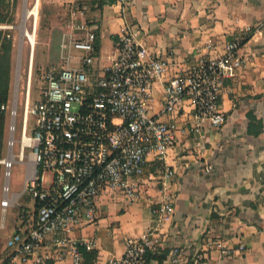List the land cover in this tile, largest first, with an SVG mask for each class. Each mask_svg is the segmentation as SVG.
Masks as SVG:
<instances>
[{
  "label": "crops",
  "instance_id": "0c3cea01",
  "mask_svg": "<svg viewBox=\"0 0 264 264\" xmlns=\"http://www.w3.org/2000/svg\"><path fill=\"white\" fill-rule=\"evenodd\" d=\"M90 16L88 23L98 27L96 66L109 63L127 27L168 62L167 75L203 56L220 54L226 42L250 33L237 50L244 65L224 78L220 89L224 124L215 128L205 120L202 132H195L194 107L185 99L175 118L174 145L163 158L147 155V170L159 174L165 166L172 168L166 186L144 175L137 178L147 184L135 202H127L117 190L104 192L96 199L94 220H81L67 231L68 243L93 242V254H83L82 264H107L123 253L125 237L143 234L149 238L144 264H169L175 248L181 264L196 251L206 252L209 264H264V0H104ZM163 84H154L150 113L171 120L173 115L162 110ZM205 164H211L209 171ZM164 197L170 199L171 210L159 217L153 208ZM28 222L21 224L14 214L0 217V235L6 237L0 264H28L7 244ZM216 241L227 248V255ZM49 264L72 262L66 255Z\"/></svg>",
  "mask_w": 264,
  "mask_h": 264
},
{
  "label": "built area",
  "instance_id": "2783aa9c",
  "mask_svg": "<svg viewBox=\"0 0 264 264\" xmlns=\"http://www.w3.org/2000/svg\"><path fill=\"white\" fill-rule=\"evenodd\" d=\"M73 9L70 15L76 18L78 10ZM28 16L33 20L34 30L35 15L28 13ZM5 26L12 24L0 22V27ZM25 32L29 34L26 28ZM249 33L226 42L220 54L203 56L187 69L167 75L168 62L138 42L134 30L127 27L119 34L116 52L109 63L96 66L94 26L80 19L62 32L59 42L62 64L45 71L44 83L35 99L30 94V56L23 85L17 156L12 148L16 141L18 79L11 104L0 105L4 110L9 107L10 115L7 147L0 158L4 175L0 206L5 210L13 204L14 193H25L37 209L35 224L28 231L16 230L7 242L19 261L49 264L51 259L69 255L72 264H82L79 246L90 250L93 242L81 239L68 243L66 234L73 224L94 220L99 195L117 190L127 202H135L141 197V186L147 184L146 180L137 181L144 175L166 186L172 168L165 166L159 174L147 170V155L153 153L163 158L174 145L178 127L175 118L185 99L194 107L191 129L195 132H202L205 120L215 128L224 124L226 116L218 103L220 89L224 78L233 76L244 65L245 58L237 50ZM28 40L30 54L34 36ZM206 46L211 47V43ZM71 59L79 60L78 64H71ZM157 80L164 82L162 110L173 115L171 120H161L150 113ZM29 115L35 118L33 123H29ZM9 155L11 158L7 160ZM15 161L24 165L23 187L19 192L9 193L8 176ZM204 169L209 171L211 164H205ZM170 210V199L166 197L153 208L159 217ZM18 219L21 222L22 216ZM124 244L123 253L110 258L107 264H144L148 235L125 237ZM215 245L228 254L220 241ZM240 248H244L243 243ZM175 252L169 264H181L176 248ZM187 264H209L208 255L196 251Z\"/></svg>",
  "mask_w": 264,
  "mask_h": 264
},
{
  "label": "rangeland",
  "instance_id": "374dc122",
  "mask_svg": "<svg viewBox=\"0 0 264 264\" xmlns=\"http://www.w3.org/2000/svg\"><path fill=\"white\" fill-rule=\"evenodd\" d=\"M12 3V19L9 22L12 26L0 27L2 36L11 41L10 49V82L7 104L10 105L13 98L15 81L18 79V96L16 103V114L14 118L15 130L13 145V153L17 156L18 152V139L20 136V125L23 108V85L25 84L28 72V59L30 44L23 35V27L30 29L31 17L24 16L23 14V0H9ZM100 0H39V15L37 18L36 33L34 35V48L33 58L31 60V99L38 97L39 89L44 83V73L51 67H59L62 62L60 60V39L63 31L69 30L72 24L81 19L80 16L86 17L85 20L91 18L90 13L100 7ZM27 6L31 7L33 0H26ZM74 7V9L72 8ZM79 7V9H78ZM78 10L76 18H71V11ZM34 117L29 115V123L34 122ZM10 122L9 107L5 110V125L3 137V150L5 153L8 138V125ZM30 133V131H28ZM29 149L26 148V152ZM4 180L2 173V164L0 163V197L2 195L1 186ZM24 181V165L22 162H13L10 166L8 176V189L9 193L19 192L23 187ZM12 205H9L3 210L0 206V217L6 213L17 214L21 211H26L30 216L33 214V207L29 206L31 198L27 194L18 195L13 194ZM29 204V205H28ZM6 237L0 235V248L4 245ZM4 240V241H3ZM6 243V242H5Z\"/></svg>",
  "mask_w": 264,
  "mask_h": 264
},
{
  "label": "trees",
  "instance_id": "16d2710c",
  "mask_svg": "<svg viewBox=\"0 0 264 264\" xmlns=\"http://www.w3.org/2000/svg\"><path fill=\"white\" fill-rule=\"evenodd\" d=\"M104 0L99 1V5H102ZM12 3L9 0H0V22H9L12 19ZM97 26H94V32L96 34L95 37V47L96 50L99 46L98 36H97ZM10 49H11V41L6 38L4 35L2 36L0 30V105L7 102L8 99V91H9V82H10ZM4 125H5V110L0 107V158L3 157V137H4ZM36 204V203H35ZM22 216L21 224L24 221L29 220V226L24 230L28 231L32 224H35V219L37 216L36 205L33 206V214L30 216L23 210V212H19L17 217L20 218ZM82 250L83 254L92 255L93 252L83 247L79 246ZM147 255V249L145 252V256Z\"/></svg>",
  "mask_w": 264,
  "mask_h": 264
},
{
  "label": "bare ground",
  "instance_id": "6f19581e",
  "mask_svg": "<svg viewBox=\"0 0 264 264\" xmlns=\"http://www.w3.org/2000/svg\"><path fill=\"white\" fill-rule=\"evenodd\" d=\"M34 1L35 0H33V3H34ZM22 5H23V14H24V16L30 17V16H28V13L30 15L31 14L35 15L34 30H33V23H32L33 20L31 21L30 29L26 28V30L28 31L29 34H27L25 32V27L22 28L23 29V35L25 36L26 40L29 41L28 39L30 38L32 40L33 36L36 33V25H37L36 23H37V18H38V15H39V0H37V3H34V5L31 6V7L27 6V2L26 1H23ZM30 56H32V58H33V51H32V53L30 52L29 58H30ZM31 74H32V68H31V71H30V79H31ZM10 158H11V156L9 155L7 160H10Z\"/></svg>",
  "mask_w": 264,
  "mask_h": 264
}]
</instances>
